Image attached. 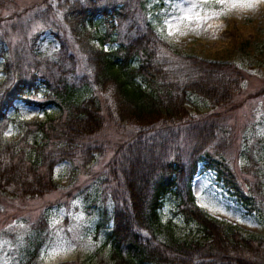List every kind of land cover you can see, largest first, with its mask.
Instances as JSON below:
<instances>
[{
	"label": "trees",
	"instance_id": "16d2710c",
	"mask_svg": "<svg viewBox=\"0 0 264 264\" xmlns=\"http://www.w3.org/2000/svg\"><path fill=\"white\" fill-rule=\"evenodd\" d=\"M126 1L35 0V5L25 6L30 19L52 28L60 45L57 57L49 61L51 71L22 63L15 50L5 57L0 80V154L5 155L0 157V192L41 196L56 187L55 163L68 158L87 165L94 154L110 151L104 167L115 202L109 232L112 264H264V233H245L213 218L196 203L191 188L203 159L244 206L255 208V201L215 156L214 145L225 130L223 114L235 105L233 95L239 93L246 72L226 60L181 52L161 40L143 15L138 27L140 19ZM57 14L87 62L89 74L81 77L86 89L68 78L75 57L67 52ZM20 15L13 12L8 18ZM122 17L130 22L125 39ZM37 76L44 89L41 99L33 101L28 96L30 89H38ZM191 94L207 99L215 109L199 115L189 111ZM103 95L112 103L110 115ZM16 97L40 107L54 104L60 113L28 124L18 140H6L2 128ZM108 118L113 132H119L115 138L105 135ZM181 141L188 144L186 156L177 146ZM168 194L175 195L178 212L199 226L203 239L180 238L170 220L162 219L160 208Z\"/></svg>",
	"mask_w": 264,
	"mask_h": 264
},
{
	"label": "rangeland",
	"instance_id": "374dc122",
	"mask_svg": "<svg viewBox=\"0 0 264 264\" xmlns=\"http://www.w3.org/2000/svg\"><path fill=\"white\" fill-rule=\"evenodd\" d=\"M13 1L14 5L0 0V80L4 77L5 57L14 50L22 63L48 67L45 70L51 71L49 61L57 57L60 45L50 26L30 19L31 11L25 6L35 5V0ZM126 3L134 16L146 17L158 37L181 52L226 60L246 72L239 93L233 95L235 105L223 114L225 130L217 136L214 145L215 156L223 160L243 191L255 201V208L244 206L203 159L198 162L191 188L196 203L213 218L236 225L245 233L263 234L264 0H128ZM13 12L21 15L8 18ZM57 17L62 27L60 33L68 44L67 52L75 57V70L68 78L82 90L86 89L81 77L89 74L87 62L61 14ZM143 22L140 19L138 27ZM129 24L128 17L121 18L123 39ZM164 48L161 50L166 54ZM38 76L34 79L38 89L33 87L29 91L28 97L33 101L41 99L44 89L42 77ZM103 97L107 99L110 115L112 103L108 95ZM33 101L27 102L23 97L14 99L6 111L9 120L2 128V137L16 141L28 124L60 113L54 104L40 107ZM187 108L198 115L215 109L211 102L196 94L190 95ZM111 122V118L105 121L108 130L105 135L115 138L119 132H113ZM32 138L30 132L28 142ZM177 146L186 156V141ZM109 155L110 151L96 153L87 165H82L80 159L68 158L55 163L56 187L41 196L0 192V264H112L109 232L114 223L115 202L111 187L105 182L104 167ZM1 156L4 158V153ZM177 207L175 195H166L160 208L162 219L170 220L180 238L203 239L199 226L184 219Z\"/></svg>",
	"mask_w": 264,
	"mask_h": 264
},
{
	"label": "snow or ice",
	"instance_id": "6c2138e0",
	"mask_svg": "<svg viewBox=\"0 0 264 264\" xmlns=\"http://www.w3.org/2000/svg\"><path fill=\"white\" fill-rule=\"evenodd\" d=\"M248 6H249V7H251V5H250V4H249Z\"/></svg>",
	"mask_w": 264,
	"mask_h": 264
}]
</instances>
